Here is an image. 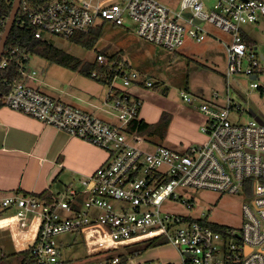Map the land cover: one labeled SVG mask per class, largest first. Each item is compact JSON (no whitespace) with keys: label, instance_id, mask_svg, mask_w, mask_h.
I'll list each match as a JSON object with an SVG mask.
<instances>
[{"label":"built area","instance_id":"1","mask_svg":"<svg viewBox=\"0 0 264 264\" xmlns=\"http://www.w3.org/2000/svg\"><path fill=\"white\" fill-rule=\"evenodd\" d=\"M22 8L39 39H47L46 33L69 38L103 21L123 25L125 13L137 22L141 36L173 51L184 45L187 35L197 41L205 38L209 32L201 27L202 21L232 38L226 45V89L200 102L196 94L183 92V99L204 114L200 129L207 136L185 151L166 145L148 150L135 142L128 126L140 119L141 100L131 98L128 89L150 88L155 82L133 68L123 53L98 52L94 61L99 67L92 72L107 81L106 103L119 119L115 123L29 83L36 71L28 73L24 60L31 54L18 58V47L6 55L4 50L0 68L18 61L24 78L14 81L9 92H0L2 105L109 153L106 163L82 179L88 193L83 200L73 188L52 201L35 193H13L1 200L5 209L14 207L20 226L37 227L27 247L35 264H264V121L254 117L240 123L230 118L231 113L239 117L246 112L231 96L230 78L244 74L252 87H260L256 80L264 71V49L244 25L264 26V0H216L211 9L204 0H182L180 10L163 0H21ZM7 19L0 10V40ZM197 190L241 194V228L163 211L167 200L195 208L193 195L184 196ZM79 236L88 249L86 260L66 259L63 247L74 245ZM155 238L174 246L180 261L142 259V252L129 249Z\"/></svg>","mask_w":264,"mask_h":264},{"label":"rangeland","instance_id":"2","mask_svg":"<svg viewBox=\"0 0 264 264\" xmlns=\"http://www.w3.org/2000/svg\"><path fill=\"white\" fill-rule=\"evenodd\" d=\"M172 9L180 10L182 0H163ZM216 0H204V4L208 9L213 7ZM123 25H114L106 21L102 37L93 48L75 43L69 38L60 37L46 33L49 41L56 46L63 48L71 55H74L85 61H94L98 52L114 53L121 51L127 58L129 64L141 72L143 75L150 77L155 83L159 82L158 89L154 87L146 88L144 86L132 85L129 89H139L141 91L149 90L151 94L166 98V104L170 108L182 111L188 115L190 119L196 118L192 113H198L203 118L201 125L204 123L205 116L193 106L183 99V92L196 94L199 99L209 100L215 90L224 91L227 86V49L226 45L232 40L231 35L225 30L219 28L209 21H202L201 27L209 33L205 34L202 41L187 35L184 45L177 51H173L161 44L149 41L141 36L137 31V22L128 14L124 15ZM249 32L264 49V26L259 27L252 24L244 25ZM36 71V77L42 81H46L52 86H70L75 91L95 90V100L100 104L106 105V95L109 91L108 84L103 81L85 75L80 70H73L68 67L53 63L50 60L38 55H30L27 63V72ZM260 87H252V80L244 74H236L230 78L231 96L246 109L241 116L231 113L230 118L234 122H246L254 116L250 112L252 104L255 106L254 111L261 116L264 121V71L260 72L256 80ZM71 82V83H70ZM72 84V85H71ZM165 90H168L165 93ZM88 94V93H86ZM89 95V94H88ZM109 105V104H108ZM200 125V128H201ZM185 125L176 126L173 130L174 134L181 137L180 142H184L180 146L168 145L162 142V136L155 135H135L132 136L137 144L145 149L151 150L156 143L185 151L192 144L187 146V137L184 133ZM200 131L204 133L201 129ZM184 133V135H182ZM205 134V133H204ZM194 197L195 208L189 209L185 203L179 200H167L163 204V211L180 215H192L193 217H207L210 221L231 226L240 229L243 222V196L241 194L219 193L211 190H197L184 198ZM35 226V225H34ZM6 237H0V244L4 243ZM144 243L137 246L141 247ZM5 251H12L11 245L3 247ZM160 251L164 255L163 259H172L179 261L178 251L168 242L165 241L160 247ZM64 256L71 260H86L87 247L83 243L82 237L77 238V242L72 246L63 247ZM151 254H154L152 252ZM119 252L111 251L112 254ZM145 259H161L160 257H151Z\"/></svg>","mask_w":264,"mask_h":264},{"label":"crops","instance_id":"3","mask_svg":"<svg viewBox=\"0 0 264 264\" xmlns=\"http://www.w3.org/2000/svg\"><path fill=\"white\" fill-rule=\"evenodd\" d=\"M27 81L55 98L94 112L111 122H119L110 105L105 102L110 106L107 108L104 102L100 104L95 100L96 94L98 95L95 90L85 88L87 91L77 92L69 85L59 87L49 85L36 76L28 77ZM167 91L165 90V93ZM128 93L131 98L141 100L140 119L156 123L165 112L169 113L170 121L167 132L162 138L163 143L177 146L183 144L184 142H180L183 136H177L173 132L176 126L181 125L186 126L184 133L188 142L185 146L206 141L207 136L200 131L203 118L198 113H192L196 116L192 120L182 111L170 108L165 102L167 97L162 99L151 94L149 90L143 92L134 88L128 89ZM107 96L108 92L105 100ZM154 145L152 149L163 144ZM108 157V151L98 145L0 104V237L9 236L0 245L3 247L11 245L10 252L22 251L27 249L37 233V227L32 223L28 227L20 226L14 214V207L6 209L2 207L1 200L5 196L13 193L40 194L48 191L56 198L66 193L69 188H73L77 190L79 200H83L88 193L84 189L82 179L93 174L99 166L107 162ZM161 246L162 244L148 248L142 252L141 258H151L156 255L163 259ZM151 250L154 254H151Z\"/></svg>","mask_w":264,"mask_h":264},{"label":"trees","instance_id":"4","mask_svg":"<svg viewBox=\"0 0 264 264\" xmlns=\"http://www.w3.org/2000/svg\"><path fill=\"white\" fill-rule=\"evenodd\" d=\"M12 5V3H9L5 0H0V10L5 13L7 18L11 13ZM105 23L106 21H103L101 24L96 25L95 27H92L87 31H77L73 36L69 37V39L73 40L77 44L86 46L88 48H93L103 35ZM35 34L36 29L30 24L22 8L17 14V19L7 40L4 55L7 54V51L9 49L18 47V58L22 57L23 53L38 55L50 60L53 63H57L61 66L68 67L73 70H80L85 75L93 77L92 72L99 67L96 61L83 62L81 59L74 55H71L63 48L56 46L48 39L37 38ZM115 53L119 54L122 52L119 51ZM24 61L28 62L29 58L25 59ZM23 78L24 77L19 70L18 61H16L13 66L0 68V92H9L12 88V83L14 81H20ZM96 79L107 83L105 79ZM159 86L160 83L156 82L154 83L153 87L158 89ZM120 94V90L116 92V96H119ZM169 121V113L165 112L161 119L156 123H149L144 119H134L130 122L128 130L141 136L147 134L155 135L156 133H158L163 138L167 132ZM38 196L48 201H52L55 199L48 191H44L38 194ZM142 243L144 244L141 247H138V244L130 246V251L144 252L148 248L164 244L165 240L162 238H155ZM0 264H35V261L31 256L30 249H25L17 252H7L4 250L3 246L0 245Z\"/></svg>","mask_w":264,"mask_h":264},{"label":"water","instance_id":"5","mask_svg":"<svg viewBox=\"0 0 264 264\" xmlns=\"http://www.w3.org/2000/svg\"><path fill=\"white\" fill-rule=\"evenodd\" d=\"M21 7V0H15L13 5H12V10H11V13L6 21V25H5V28H4V31L2 33V36H1V40H0V58L2 57L3 55V52L5 50V46H6V43H7V40L10 36V33L12 31V28H13V25L17 19V14L19 12V9ZM187 16H191V13L190 12H186L185 13ZM196 22H200L199 19H196ZM255 109V106L252 104V108L250 109V112L252 113V115L254 117H257L258 119H262L260 115H257V113L254 111Z\"/></svg>","mask_w":264,"mask_h":264}]
</instances>
